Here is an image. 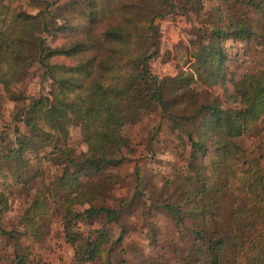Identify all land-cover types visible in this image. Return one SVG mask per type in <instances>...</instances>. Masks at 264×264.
I'll use <instances>...</instances> for the list:
<instances>
[{"label": "trees", "instance_id": "obj_1", "mask_svg": "<svg viewBox=\"0 0 264 264\" xmlns=\"http://www.w3.org/2000/svg\"><path fill=\"white\" fill-rule=\"evenodd\" d=\"M188 1L196 3L197 12L202 9L199 0ZM217 1L214 16L197 30L192 69L161 80L151 74L148 64L159 53L155 20L164 16V6L175 8L170 0H66L61 6L47 3L37 15L18 8L10 13V2L0 0V94L4 90L13 96V84L34 64L51 87L48 95L34 98L17 113L14 120L22 122L30 135L19 137L17 149L8 153L0 143V170L10 163L8 170L17 183L24 180L22 192H27V154L46 149L45 161L60 169L51 183L35 187L18 227L11 231L0 227V236L14 242L11 259L0 256V264H45L33 258L32 249L42 240L53 204L59 206L54 213L61 216L76 262L110 264L115 248L125 239L126 207L99 204L91 190L106 185L112 178L109 170L125 161L118 154L129 143L124 132L140 108L150 106L178 130L186 129L181 121L195 128L185 131L189 165L188 174L180 178L182 203L163 205L166 214L193 236L191 245L179 250L182 264H264V144L260 142L256 156L243 142L262 136L264 63L239 80L226 71L229 40L262 49L264 58V0ZM35 30L40 34L34 35ZM141 31L154 51L133 56L132 39H139ZM66 32L70 35L66 43L47 45V37ZM55 57L76 64H54ZM125 63L130 73L122 81ZM228 83L231 90L226 89ZM202 85L208 90L223 87L226 101L210 95L205 103L195 102ZM180 106L190 114H178ZM75 119L81 121L87 146L80 154L66 143ZM7 203V195L0 192V208L6 210ZM96 219L101 228L90 232L93 237L79 231L80 222ZM188 219L194 220L191 226L186 225ZM116 228L120 233L112 241ZM152 233L156 240L158 231Z\"/></svg>", "mask_w": 264, "mask_h": 264}, {"label": "rangeland", "instance_id": "obj_2", "mask_svg": "<svg viewBox=\"0 0 264 264\" xmlns=\"http://www.w3.org/2000/svg\"><path fill=\"white\" fill-rule=\"evenodd\" d=\"M8 1L11 4L10 13L18 8V12L20 10L31 15H37L47 3L57 2L58 6H61L66 2V0ZM198 2L202 6L199 12L195 10L197 8L195 2V6H192L188 0H170L175 8H171L170 5L164 6L162 10L164 16L155 20L156 49L159 53L148 65L151 74L161 80L174 78L192 69L195 61L193 53L198 50L195 45L199 40L197 30L202 27L204 20L214 16L213 9L216 8L218 1L199 0ZM51 9L54 11L56 7ZM54 15L60 14L54 13ZM51 23L54 25L57 22L53 20ZM29 30L32 31V28ZM37 34L40 33L35 30L34 35ZM139 34L141 35L139 39H132L131 55L133 56L146 49L154 51L151 41L148 44L145 43V32L141 31ZM69 38L68 32L47 37V45L53 48L60 47ZM226 48L231 57L226 65L230 78L239 80L244 74L263 67L262 49L254 48L252 44L249 48L246 42H235L234 40H229ZM52 62L66 66H73L72 63H74L65 57H55ZM42 73V69L34 64L28 69L25 77L13 84V96L7 95L4 90L0 94V143L5 153L17 149L18 138L29 134L22 122L14 120L17 113L28 107L34 98L42 94L48 95L51 91L50 82L42 78ZM129 73V64H123L120 74L123 77L122 81ZM202 86L199 87L198 93L196 92L195 102L205 103L210 95L226 101L223 87L208 90L207 87ZM226 89H232L231 83H228ZM195 102L190 104V111ZM141 105L139 103L137 106L141 107ZM176 111L178 114H190L189 111L183 112L181 106ZM179 124L186 128L185 131L194 132L195 130L189 122L181 121ZM175 127L169 119L161 118L159 112L152 106L141 107L135 120L129 123L124 132L129 143L118 151L125 161L109 170L112 178L106 185H99L91 190L97 196L99 204L126 207L122 216L123 223L127 227L125 239L120 246L115 248L110 264H182L183 254L179 250L192 243L193 236L182 230L176 220L163 210L165 203H174L175 206L177 203H182V196L178 192L180 178L188 174L189 160L186 158L189 151L186 145L188 138L183 129L178 130ZM260 129L262 136L243 140L247 149L253 151L255 155L258 145H261L260 142L264 144V120L260 124ZM66 143L77 154L87 151L80 120H73ZM46 154V149L35 150L27 154L26 157L30 160L29 170L26 171L30 187L27 192H22L24 180H22L23 183H17L13 173L8 170L10 163H7L2 171L0 170V192L8 197L6 210L0 208V227L6 228V231L18 227L19 219L31 203L35 187H43L58 176L60 169L45 161ZM258 154L260 152H257ZM209 158V155L205 157L206 162H209ZM262 162L264 167V158ZM102 182L104 180H101L100 184ZM135 195L136 199L130 203ZM53 206L54 209L47 220V225L43 227L42 240L35 244L32 256L45 264H78L75 260L74 248L65 240L61 216L54 213L59 206L54 204ZM193 223L194 220L186 221V225L191 226ZM99 228H101L99 219L78 224L79 231L89 237L94 236L90 234L91 231ZM152 231H158L156 240H153ZM119 233L120 229L116 228L112 241ZM13 244L14 242L10 239L0 236V256H6L3 260L7 257L11 259ZM84 264L93 263L85 262ZM97 264L107 263L98 262Z\"/></svg>", "mask_w": 264, "mask_h": 264}]
</instances>
